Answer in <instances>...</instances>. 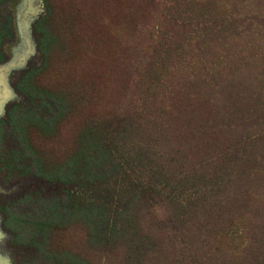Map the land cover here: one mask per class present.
I'll return each mask as SVG.
<instances>
[{
  "label": "rangeland",
  "instance_id": "obj_1",
  "mask_svg": "<svg viewBox=\"0 0 264 264\" xmlns=\"http://www.w3.org/2000/svg\"><path fill=\"white\" fill-rule=\"evenodd\" d=\"M194 5L210 35L178 28ZM1 31L0 65L32 47L0 115L1 259L264 264V0H0Z\"/></svg>",
  "mask_w": 264,
  "mask_h": 264
},
{
  "label": "trees",
  "instance_id": "obj_2",
  "mask_svg": "<svg viewBox=\"0 0 264 264\" xmlns=\"http://www.w3.org/2000/svg\"><path fill=\"white\" fill-rule=\"evenodd\" d=\"M196 12L190 11L189 15L182 16L179 19V23L177 22L178 28H182L189 36H204L205 34L210 35L214 29L215 25L206 18L204 14H202V10L197 8L194 5ZM176 14V13H175ZM179 18V17H178ZM172 22H175V18L171 19ZM174 24V23H172ZM5 38L12 39V33L10 31L9 21L5 19V34L3 35ZM2 37V31L0 32V38ZM1 42V39H0ZM3 61L2 55L0 54V63ZM250 95L248 94L244 101L249 103L252 114H256L255 111L258 110V105L260 103V99H255L253 104L251 105L249 102Z\"/></svg>",
  "mask_w": 264,
  "mask_h": 264
},
{
  "label": "water",
  "instance_id": "obj_3",
  "mask_svg": "<svg viewBox=\"0 0 264 264\" xmlns=\"http://www.w3.org/2000/svg\"><path fill=\"white\" fill-rule=\"evenodd\" d=\"M23 49L16 58L0 65V115L3 112L4 105L10 100V90L7 84V74L10 71L20 70L24 67L27 58L32 54V47L27 36L19 33ZM0 264H9L6 260L0 258Z\"/></svg>",
  "mask_w": 264,
  "mask_h": 264
}]
</instances>
